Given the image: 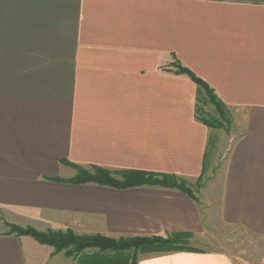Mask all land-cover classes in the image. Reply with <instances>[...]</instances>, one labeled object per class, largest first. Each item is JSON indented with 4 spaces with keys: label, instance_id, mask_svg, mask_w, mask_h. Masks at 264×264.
<instances>
[{
    "label": "crops",
    "instance_id": "1",
    "mask_svg": "<svg viewBox=\"0 0 264 264\" xmlns=\"http://www.w3.org/2000/svg\"><path fill=\"white\" fill-rule=\"evenodd\" d=\"M213 90L235 133L202 204L159 188L74 185L75 167L201 178ZM264 238V0H0V264H77L8 225L119 239L203 233V214ZM136 264H235L195 250Z\"/></svg>",
    "mask_w": 264,
    "mask_h": 264
},
{
    "label": "trees",
    "instance_id": "2",
    "mask_svg": "<svg viewBox=\"0 0 264 264\" xmlns=\"http://www.w3.org/2000/svg\"><path fill=\"white\" fill-rule=\"evenodd\" d=\"M173 66L177 69L178 73L188 76L191 81L199 87L198 97L200 90H203L206 93L209 103L213 105L217 113L224 118L226 107L218 100L213 90L209 89L207 85L194 77V75L182 68L179 64L174 63ZM197 119L205 126L209 127L199 119L198 116ZM75 168L78 173L75 178L68 181L70 184H93L115 190H128L143 187L159 188L183 193L193 200L186 190L184 185L185 181L175 176L156 175L135 171L110 172L95 167L91 169L92 173H89L86 170L77 167ZM8 228L9 234L30 237L39 244L52 247L57 253L65 250L66 252L64 254L68 258H71L73 253L80 254L85 250H96L99 254L110 255L109 258L105 261L98 262V264H136L138 255L195 251L185 247L187 240L191 237L190 234L186 233H172L165 238L152 236L131 237L129 239L119 238L118 240H114L100 236L77 238L69 231L65 233L51 231L42 233L31 228L22 229L12 225H8ZM130 252H132V256H122L124 253Z\"/></svg>",
    "mask_w": 264,
    "mask_h": 264
},
{
    "label": "rangeland",
    "instance_id": "3",
    "mask_svg": "<svg viewBox=\"0 0 264 264\" xmlns=\"http://www.w3.org/2000/svg\"><path fill=\"white\" fill-rule=\"evenodd\" d=\"M224 113L225 115L223 118L217 113L213 105L209 103L206 93L200 90L197 116L209 126L208 128L211 129L213 136L209 140L203 175L194 182H184L186 190L193 198V201L198 204H202L201 199H203L202 196H204L202 193H204L225 166L230 146L235 137V133L232 130L231 115L226 109ZM87 172L92 173L91 170ZM205 205L204 203L203 206ZM203 216L205 220L204 231L198 236L191 235L186 242L185 247L187 249L225 254L229 256L235 264H264L263 237L253 235L239 227L222 223L218 218L217 212L213 210L207 211ZM68 231L77 238L100 236ZM160 237L165 238L167 235ZM129 238L131 237H126L124 239ZM62 252L65 253L66 251L64 250ZM109 256L108 254H99L96 250H85L80 254L73 253L71 258L74 259L77 264H98V262L105 261ZM122 256L130 257L132 256V252L124 253ZM139 256L140 255H138L137 258Z\"/></svg>",
    "mask_w": 264,
    "mask_h": 264
}]
</instances>
